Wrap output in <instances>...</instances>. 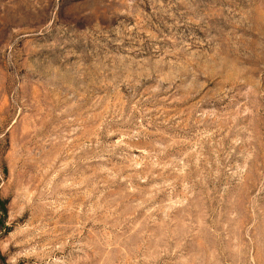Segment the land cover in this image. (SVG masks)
Segmentation results:
<instances>
[{
    "label": "rangeland",
    "instance_id": "1",
    "mask_svg": "<svg viewBox=\"0 0 264 264\" xmlns=\"http://www.w3.org/2000/svg\"><path fill=\"white\" fill-rule=\"evenodd\" d=\"M0 264H264V0H0Z\"/></svg>",
    "mask_w": 264,
    "mask_h": 264
}]
</instances>
